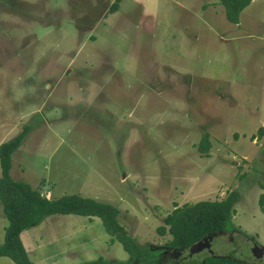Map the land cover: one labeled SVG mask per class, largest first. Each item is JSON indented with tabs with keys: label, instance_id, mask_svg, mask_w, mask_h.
<instances>
[{
	"label": "rangeland",
	"instance_id": "rangeland-1",
	"mask_svg": "<svg viewBox=\"0 0 264 264\" xmlns=\"http://www.w3.org/2000/svg\"><path fill=\"white\" fill-rule=\"evenodd\" d=\"M25 126L12 179L117 207L140 247L164 245L174 209L239 192L246 239L233 243L251 261L247 239L264 250V0L237 25L219 0H0V145ZM6 226L0 211V244ZM20 239L32 264L128 260L96 217L47 216Z\"/></svg>",
	"mask_w": 264,
	"mask_h": 264
},
{
	"label": "trees",
	"instance_id": "trees-1",
	"mask_svg": "<svg viewBox=\"0 0 264 264\" xmlns=\"http://www.w3.org/2000/svg\"><path fill=\"white\" fill-rule=\"evenodd\" d=\"M252 1L254 0H219L224 7L227 22L234 25L239 23L241 12ZM28 128L25 126L18 135L0 145V202L7 220L3 241L0 244V257H6L14 264H32L21 242V233L39 225L47 216L75 215L99 218L111 242L121 243L128 253V260L124 262L98 259L81 264H141L142 259H150L148 247L138 246L119 224L117 207L78 195L49 200L25 182L11 178L12 154L21 145ZM207 139L208 136L204 135L198 147L204 156L207 155L210 147ZM238 200L239 192L233 191L219 201H199L183 205L164 218L158 232L163 234L167 230L172 236L171 246L187 248L204 235L219 230L235 229L231 219L234 205ZM260 206H264V200L260 202ZM212 261L221 264L219 260H209L206 264Z\"/></svg>",
	"mask_w": 264,
	"mask_h": 264
},
{
	"label": "flooded vegetation",
	"instance_id": "flooded-vegetation-1",
	"mask_svg": "<svg viewBox=\"0 0 264 264\" xmlns=\"http://www.w3.org/2000/svg\"><path fill=\"white\" fill-rule=\"evenodd\" d=\"M235 233L241 236L237 229L219 230L204 235L191 246L184 248L171 246L170 241L172 240V236L166 230L163 234H160L161 236L165 234L168 235L164 245L159 247H152L149 245L148 250L150 251H148V253L150 259H142L141 264H206L209 260H219L221 264H264V251L261 258L254 257L251 252L254 245L258 246L254 239H247L249 242H246V244L249 245L248 250L251 254V261L242 260V253L246 251L247 247L244 246L245 243L243 245L241 243L240 245H234V238L232 235ZM223 237H225L230 244H233L227 251L220 250L218 249V245L216 246ZM240 238L246 239V237L243 238L242 236ZM198 243H200L198 250L190 252L191 247ZM220 251L225 253L221 255L218 253ZM208 264L219 263L212 261Z\"/></svg>",
	"mask_w": 264,
	"mask_h": 264
},
{
	"label": "water",
	"instance_id": "water-1",
	"mask_svg": "<svg viewBox=\"0 0 264 264\" xmlns=\"http://www.w3.org/2000/svg\"><path fill=\"white\" fill-rule=\"evenodd\" d=\"M200 247V243L195 244L194 246L191 247L190 252H193L195 250H198V248ZM263 249L257 245H254L252 248V254L254 257L256 258H261L262 254H263Z\"/></svg>",
	"mask_w": 264,
	"mask_h": 264
},
{
	"label": "crops",
	"instance_id": "crops-1",
	"mask_svg": "<svg viewBox=\"0 0 264 264\" xmlns=\"http://www.w3.org/2000/svg\"><path fill=\"white\" fill-rule=\"evenodd\" d=\"M44 110H45V109L41 108V111H44ZM11 178H12V177H11ZM0 204H1V202H0ZM0 211L2 212L3 216H5V215H4V212H3L2 204L0 205ZM3 229L5 230V227H4ZM3 237H4V235H3ZM0 258H6V257H0Z\"/></svg>",
	"mask_w": 264,
	"mask_h": 264
}]
</instances>
